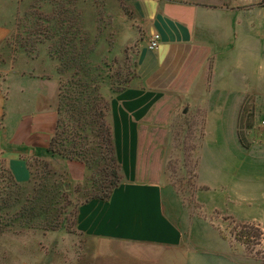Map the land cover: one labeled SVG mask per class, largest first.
Instances as JSON below:
<instances>
[{"label":"rangeland","instance_id":"1","mask_svg":"<svg viewBox=\"0 0 264 264\" xmlns=\"http://www.w3.org/2000/svg\"><path fill=\"white\" fill-rule=\"evenodd\" d=\"M258 7L262 15L244 8L243 27L239 14L226 21V47L212 50L213 94L198 96L206 104L175 114L167 146L171 188L164 190V210L179 223L185 246L226 248L245 264H264V24L257 22L264 18V0ZM19 10L17 36L26 38L23 31L30 29L28 40L39 42L47 54L64 38L75 43L78 53L70 56L82 54L96 65L106 60L112 72L130 73L131 80L135 75L148 30L130 1L22 0ZM82 70L75 65L66 76ZM112 90L103 89L107 100ZM33 168L41 171L37 163ZM9 190L22 192L5 177L0 181V264H170L158 255L151 260L143 254L149 253L146 248L79 232L75 215L81 201L74 197L68 199L63 230L27 227L24 218L15 220L14 210L5 209Z\"/></svg>","mask_w":264,"mask_h":264},{"label":"crops","instance_id":"2","mask_svg":"<svg viewBox=\"0 0 264 264\" xmlns=\"http://www.w3.org/2000/svg\"><path fill=\"white\" fill-rule=\"evenodd\" d=\"M128 1L141 16L148 38L139 46L134 81L110 104L108 120L122 182L109 199L79 206L77 229L91 238L146 248L149 253L143 254L151 260L158 255L170 264H245L226 248L185 246L179 223L166 214L164 190L171 188L166 180L168 128L176 113L206 104L198 96L213 94L212 50L226 47L230 15H241L243 27L244 8L255 15H262L263 8L258 7L259 0ZM21 3L0 0V168L9 170L18 183H26L29 161L44 157L56 129L59 75L55 59L40 50L39 42L18 39ZM258 18L264 24V18ZM153 33H159L161 41L150 50ZM222 60L226 66V56ZM55 166L66 169L72 183L85 177V167L78 161L56 160ZM172 199L175 210L178 199Z\"/></svg>","mask_w":264,"mask_h":264},{"label":"trees","instance_id":"3","mask_svg":"<svg viewBox=\"0 0 264 264\" xmlns=\"http://www.w3.org/2000/svg\"><path fill=\"white\" fill-rule=\"evenodd\" d=\"M23 33L26 38L19 35L18 39L28 40L30 29ZM66 42L63 38L56 48L51 46L50 52L48 49L49 55L57 61L59 93L56 129L44 157L29 161L30 179L26 183H18L9 170L0 168V181L6 177L18 192L23 188L21 193L9 190V205L5 209L14 210L15 220L24 218L25 226L44 231L57 232L65 228L69 198L81 201L75 215L77 228L79 206L91 200L109 199L121 184L122 167L108 116L111 99L130 86L137 75V67L131 80L130 73L112 72V65L106 60L96 65L82 54L70 56L78 52L74 42L71 45ZM31 49L34 50V46ZM75 65L81 66L83 73L66 76ZM106 88L114 90L108 92V100L103 94ZM56 160L82 163L86 171L83 183L73 186L66 169L55 167ZM36 163L41 168L39 173L33 168ZM3 200L0 193V211Z\"/></svg>","mask_w":264,"mask_h":264},{"label":"built area","instance_id":"4","mask_svg":"<svg viewBox=\"0 0 264 264\" xmlns=\"http://www.w3.org/2000/svg\"><path fill=\"white\" fill-rule=\"evenodd\" d=\"M160 41H161L160 34L159 33H153L150 40H149L148 48L150 50L157 49L159 44H160Z\"/></svg>","mask_w":264,"mask_h":264},{"label":"water","instance_id":"5","mask_svg":"<svg viewBox=\"0 0 264 264\" xmlns=\"http://www.w3.org/2000/svg\"><path fill=\"white\" fill-rule=\"evenodd\" d=\"M186 111H187V110L185 109V110H184V113H185Z\"/></svg>","mask_w":264,"mask_h":264}]
</instances>
